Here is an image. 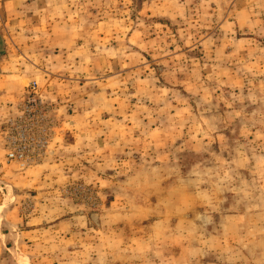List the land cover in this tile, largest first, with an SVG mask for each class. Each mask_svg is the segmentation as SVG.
<instances>
[{
	"label": "rangeland",
	"instance_id": "rangeland-1",
	"mask_svg": "<svg viewBox=\"0 0 264 264\" xmlns=\"http://www.w3.org/2000/svg\"><path fill=\"white\" fill-rule=\"evenodd\" d=\"M31 1L0 28V74L30 76L0 122V202L64 209L58 255L82 264H264V0L46 1L65 46ZM32 94L48 142L22 166L5 121Z\"/></svg>",
	"mask_w": 264,
	"mask_h": 264
},
{
	"label": "crops",
	"instance_id": "crops-1",
	"mask_svg": "<svg viewBox=\"0 0 264 264\" xmlns=\"http://www.w3.org/2000/svg\"><path fill=\"white\" fill-rule=\"evenodd\" d=\"M21 0H0V28L2 31H9V19H17L23 15L22 11L16 8ZM27 1V0H24ZM33 1V0H32ZM31 1V2H32ZM49 0H34L33 2L42 4L38 11V21L36 24L37 29L45 32L46 45L48 46H65L72 28L65 21L58 22L55 19L48 21L47 19L40 20L42 14H51L52 7L45 6V2ZM44 4V5H43ZM45 11V13H44ZM21 19V18H20ZM64 24V25H61ZM19 23L16 26V33L22 32V44H26L27 39H31L26 35H23V31L30 30L32 23L25 22ZM60 31L64 34V39L59 43L55 38L56 32ZM23 39L24 42L23 43ZM42 39V38H41ZM39 41L40 38H39ZM77 40H73V43H69L73 46ZM72 44V45H71ZM40 45V44H39ZM30 76L25 74H0V122L1 118L6 112L7 102L13 98L19 96L24 90V80L29 79ZM40 78V77H39ZM0 163L5 164L3 156L0 154ZM0 165V170H4L3 165ZM45 166H41L39 170H35L32 173H17L8 174L3 172L1 178H7L9 181L13 179H19L25 184L22 187L35 186L41 182L43 176V169ZM11 178V179H10ZM6 186V185H5ZM37 188V187H33ZM1 200V199H0ZM26 203V202H25ZM32 208L24 212L25 208L20 205V202H0V264H82V262L75 261L70 257L59 256L58 253L63 252V247L58 245L60 239L65 236V230H62L60 225L63 223L59 221V217L63 216L64 209L54 210L49 209L51 202H30ZM54 212V213H52ZM55 220H58L57 222ZM75 230V229H74ZM72 230L71 234H75ZM62 234V235H61ZM66 249V248H65ZM71 250L72 248H67ZM72 252V251H71Z\"/></svg>",
	"mask_w": 264,
	"mask_h": 264
},
{
	"label": "built area",
	"instance_id": "built-area-1",
	"mask_svg": "<svg viewBox=\"0 0 264 264\" xmlns=\"http://www.w3.org/2000/svg\"><path fill=\"white\" fill-rule=\"evenodd\" d=\"M49 106V105H48ZM45 102L36 98L33 94L20 102L15 108L13 116L7 118V130L5 135V153L9 161L19 162L22 166L29 162L39 160L45 152L48 136L44 132L46 115L49 108ZM43 126L44 135L29 134L28 129L35 126Z\"/></svg>",
	"mask_w": 264,
	"mask_h": 264
}]
</instances>
